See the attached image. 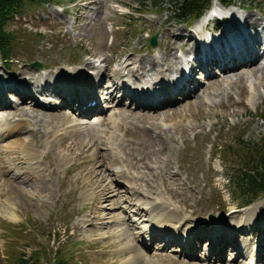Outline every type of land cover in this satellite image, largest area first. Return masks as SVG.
Instances as JSON below:
<instances>
[{
    "label": "rangeland",
    "instance_id": "374dc122",
    "mask_svg": "<svg viewBox=\"0 0 264 264\" xmlns=\"http://www.w3.org/2000/svg\"><path fill=\"white\" fill-rule=\"evenodd\" d=\"M175 1L49 0L44 6H27L8 24L7 29L14 33L17 46L11 54L10 71L3 70L0 60V76L3 75L4 79L14 78L17 81H24L27 78L23 77L22 80L20 76L25 69H30L34 72L33 76L37 73L36 78H38V74L42 76L40 80L42 85L44 80L47 82L53 80L55 73L62 72L63 75L66 71L71 72L79 64L82 67L86 61L94 63L96 68H102L103 64H99V62L103 59H106L107 64H110V69L115 71L119 67L117 63H122L126 59L132 58L138 61L162 53L166 37L169 35V32L165 34L163 32L178 27L182 28L185 33L191 34L193 39L189 46L177 51L178 55L174 54L179 59V55L184 54L185 50L191 49L194 45L200 44L199 42H202L205 36L200 31L204 26L202 19L189 26L188 20L181 21L172 15L170 11L175 7ZM94 3L96 4L94 5ZM155 4L156 6H154ZM214 5L218 4L213 2L210 4V8H213ZM233 5L222 10V14L229 11L234 12L237 18H244L245 12H249L250 15L257 17L261 21L260 29H257H259L263 41L264 0H234ZM111 32H113V36ZM36 33H41L43 36L35 37ZM152 35L157 36L155 47L148 45V39ZM182 58L184 55L183 57L181 55ZM261 59L254 67L250 64L245 69L240 67L235 72L228 74V81L231 83L226 84L222 80L215 86L221 88L219 95L211 94L215 87L205 84L210 80H205L202 74L198 75V72L195 73L194 80L203 84L200 89L197 88L199 89L197 97H205V103L201 105L200 101H196V106H189L195 103V100L190 102L191 99L188 98L186 103H183L186 100L174 103L175 105L173 104L170 108L162 105V111L155 112L154 123L156 125L154 126L159 127L157 130L153 128L150 121L144 120L135 124L134 120L143 113L134 111L128 102H118L116 95L112 101L107 100L102 103L105 109L103 117L94 118L91 121L89 116L78 118L75 115L74 117L72 111H67L68 107L63 112L69 113L72 119L77 118L80 123L75 121L80 124L81 129L89 128L90 125L94 127V136H99L98 138L102 142L95 147L88 146L83 149L84 157L86 160L91 157L95 158L94 153L98 146L99 156L95 162H101V167L108 176L111 187L121 194L122 201L126 198L127 194L123 192L126 190L124 188L122 191L115 186L113 179H116L117 175L115 173L112 175L109 168H106L111 165L112 161L111 159L106 160V156L102 154L105 153L103 142L113 137L117 140L116 144L120 143L124 149L123 152L131 153L135 160H140L139 163L137 162L139 167L135 166L136 171L150 172L152 169H145L144 166L150 160L153 162L155 156L163 153L154 151L149 144V148L147 147L143 152V142L154 138V132H158L160 129L165 133H172L175 138L173 144L168 142L169 146L171 145V151L157 163H164L159 166L163 170L164 167L167 169L169 164L172 174L176 171L179 174L180 182L185 185L183 192L173 191L171 192L173 196L165 193L166 196H171L172 206L178 210L179 217L187 216V219L194 222L208 219V217H218L223 213H234V211L239 215L257 204L259 206L256 211L251 209L252 219L254 224H261V222L264 223V197L250 206L243 207L245 201L233 192L229 179H227L242 165L243 160L240 157L244 154L243 148L250 149L249 152L262 151L263 149L264 121L260 117L264 115V75L262 78L258 74L256 80L249 78V75L257 69L264 74V69H260L264 66V55ZM178 62H182V60L179 59ZM35 63H39L42 68L34 67ZM144 67L145 71L150 68L147 64ZM21 69L22 72H20ZM87 73L90 75L93 71ZM169 74L167 72L165 75ZM243 74L246 76L245 79L234 84L236 76ZM49 76L50 78H48ZM127 78L135 80L129 75ZM136 79L145 80L139 75ZM150 79L147 78V81ZM210 79H220V75ZM28 83L31 85L29 81ZM107 83L108 81H105V85ZM240 90L247 91V93L240 95ZM251 94H254L253 99L249 98ZM27 102V100L23 101V104H27ZM29 104V106H19H23L21 107L23 112L27 111L38 119L57 113L56 110L44 111L34 108L33 103ZM175 107H180L181 111L184 110L182 113L184 116H179V118L175 115L173 120H170V117L165 115V111L170 109V113H173ZM137 108L139 107L137 106ZM11 114L19 116L17 112ZM101 119L104 121L101 124H96ZM109 119L113 120L109 122ZM174 123L186 130L185 141L180 138L179 134H173L175 128L172 124ZM82 125L84 126L82 127ZM29 130L32 128H25L18 135L1 139L0 159L6 158L7 161L8 155L6 156V154L9 149H6L5 146L17 139V144L12 145L16 146H13V150L20 156L33 153L32 155L35 154L34 157L38 158L39 153L48 145V151L45 149L46 156L41 155L38 161L34 160V162H38L45 174H49L55 168L57 170L56 173L51 174L49 182L46 183L49 190L43 192L39 197L30 193L31 199H27L14 188L15 185H19V181L15 182L13 177L19 171L14 168L7 169V164H4L7 170L5 173H3L4 169L0 168V203L5 199L12 201L15 204L17 216L16 220H11L0 207V264H19V260L24 257L36 260L38 264H56L54 263L56 259H62L67 264H122L123 260L125 262V259L134 252H139L142 255V259L137 264H144L141 261L146 257L156 264H207L205 261L199 260V255L202 254H199L195 259L184 260L183 255L178 257L169 251L144 252L142 249L140 250L133 244V237L130 234L139 235L144 224H137L135 229L129 227L127 222L119 224L123 215L119 210L113 209L117 203L103 202L101 204L103 210H99L103 217L102 220L100 222L92 221L93 206L92 201L89 200L91 192L84 184V178L78 176V171L74 169L75 166L72 169V166L79 161L78 156L83 150L69 151L68 159L61 162L56 152H52V149L49 148V143L54 136H42L38 130L36 132ZM33 139L35 142L32 141ZM18 140L20 141L18 142ZM166 141L163 146H168ZM25 147H27V151ZM115 148L120 151L118 145H115ZM230 148H232V154L226 152ZM106 150L111 157L112 151ZM37 158L35 159L37 160ZM164 158L170 160L166 162ZM119 163L122 164V162ZM88 166L90 165L86 164L85 168ZM21 167V173L25 172L26 163H22ZM159 167L157 171H160ZM126 168L134 172L129 167ZM165 174L166 172H164ZM117 181L125 183L124 179L117 178ZM22 188L34 192L32 187L22 186ZM87 197L88 201L85 200ZM117 207H119L118 204ZM224 221H231V218L227 215ZM228 223L230 222L225 224ZM92 224L95 225L90 231L88 229L92 227ZM126 235L127 238H124ZM247 240L249 241V237ZM126 243L133 244L135 246L133 247L138 250L122 251ZM225 254L223 257L233 256L230 251ZM245 259L246 257L239 262H232V264H244ZM257 264L261 263L257 262Z\"/></svg>",
    "mask_w": 264,
    "mask_h": 264
},
{
    "label": "bare ground",
    "instance_id": "6f19581e",
    "mask_svg": "<svg viewBox=\"0 0 264 264\" xmlns=\"http://www.w3.org/2000/svg\"><path fill=\"white\" fill-rule=\"evenodd\" d=\"M95 4L96 3H94V5ZM225 15L229 17L228 21L224 18L223 22L225 23V25H223L222 22H219V27L212 26V30L216 33L212 35V42L210 44L206 42V45H204V43L203 46H201L200 44L194 45V47H192L191 49L185 50L184 54H181L182 57L184 55L185 58L187 55L192 54V52L193 54L195 53V61L191 69V74L188 77L183 78L182 81L168 86L166 85L167 83H165V80H167V77L169 76L165 74L168 72L170 73V75H173L174 72H177L179 59H184H181V55L178 56V59L174 54L178 50H181V48L189 46L193 40L191 34L185 33L182 28L178 27L176 29L171 28L169 31L166 30L163 32V34L169 32V35L166 37V43H164L163 52L157 56L148 57L142 60L139 59L138 61H135L132 58L126 59L122 63H117V66L119 67L118 70L115 71L112 68L110 69V64H107L106 59L100 61V64H103L102 68L94 67V63H92L91 61L84 62L82 68H85L86 70L91 69L89 71H93L94 77L98 79V81L96 82H94L93 78L90 77L91 75L88 74L86 77L83 75H78L75 70L71 71L70 75H62V72L55 73V79L51 82L56 85L53 86L51 83H49V81L47 82L44 80L42 88L43 90H50V88H52V92L56 94V97H59L60 101H58L57 103H60V105L55 108H49V110H56L57 113L51 114V116L49 117L38 119L37 117L32 116L31 113H27V111L23 112V108L12 106V111L19 114L18 117H14L11 115V113H9L11 111L6 112L3 110L7 109L1 108L0 140L11 135H17L21 133L25 128L31 127L32 130H34L33 132H36L38 130L42 134V136H54L52 141L49 143V148L52 149V152H56V155L59 157L61 162H65V160L68 159L69 151L74 152L75 150H83L88 146H90V148L95 147L102 141L100 138H98L99 136H94V127L81 129L79 127L80 124H77L75 119H72L69 113H64L61 109V111L59 112L60 107H73L76 111H79L78 115H82V107L86 106L87 102L90 99H93L96 95H99L100 93L102 94V91L106 92V101H112L115 98L116 92H123L122 98H126V101L129 100L133 103V105H137L139 108L146 109V111H153L156 108L153 107L154 103H156V106L166 105L167 107H171L174 104L173 98L175 95H179L182 97L186 96L184 99L186 101H184L183 103H186L188 98L191 99L190 102L192 100H195V103H192L189 106H196V101H200L201 105H203L205 103V97H197V94L194 93V91L199 87L196 83L193 82L194 75L192 76V74L194 72L200 69H205L207 71H210L212 68L221 69V72L219 73L220 79H210V82H208L207 84L209 86L215 87L220 84L222 80H224L226 84H229L231 82L228 81V74L235 72L240 67H243L245 69L247 65H253L258 55L257 50H259L260 47L264 46V40L262 41V37L260 36L261 34L259 33L261 21L257 17L250 15L249 12H245L244 18H237L234 12L229 11ZM227 27L228 31H232L234 34H236L237 32L239 34V37H232L233 35H229L228 31H225V33L222 34V37H219L218 32L220 31L221 34ZM213 31L210 30L207 32L212 33ZM197 47H199V49ZM205 53L207 55L206 58H209L206 62ZM197 56L199 58H197ZM145 64L150 67L147 69V71H145ZM254 66L255 65H253V67ZM172 69L174 70L172 71ZM20 72H22V69ZM124 73H126V75H131L132 77H137V75H139L140 77L145 79L144 82L147 78H151L154 79V82H152L151 84L145 82L142 85L133 83L134 87L141 89L140 91H138L140 93L139 95L133 92L136 91L135 89H131L127 85V83L121 81V79H123V76L125 75ZM33 74L34 72L32 70L25 69L23 74H21L22 76H20L22 77V80L23 77L27 78L24 79L23 82L21 80L17 81L16 79H7L9 83H0V100L6 102L5 92L10 91L11 93V90H14V92L16 91L18 93L17 95H21L23 99L26 97L30 98V94H32L34 88H41V85L39 84L40 81H38V79L42 78V76L38 74V78H36L37 73H35L34 79ZM258 74L263 78L264 74L257 69L249 75L250 80H256ZM236 77L237 78L233 82L234 84L240 83L245 79L246 76L245 74H243ZM48 78H50V76ZM28 81L31 83V85H33L32 88H30L31 85L28 83ZM105 81H108L107 85H105ZM57 85H60V87H58ZM189 85H191L193 89L188 88L187 86ZM144 87L150 88V90L143 89ZM220 89L221 88L219 87H215L214 92H212L211 94L219 95L221 93ZM240 91V95H245V93H247V91ZM10 93L8 94L10 95ZM253 97L254 94H251L249 98L253 99ZM94 109H97V106H95ZM169 110L165 111V115H167V117H170V120H173V117L175 115H177L176 117L184 116V114H182L184 110L181 111L180 107H175V111L173 113H170ZM155 112L156 111H154V114L150 115L140 114V116L134 120L135 124L146 120L147 122L150 121L152 126L156 125L154 123V121L156 120ZM83 113V115L87 114V112ZM112 120L113 119H109V122H111ZM103 121L104 120H101L99 124H101ZM172 125L173 128H175L173 134H179L180 138L185 141L186 130L184 128L178 127L176 123ZM119 127L120 125L118 126V128ZM153 128L157 130V128L159 127L154 126ZM168 133L169 132L165 133L164 130L159 129L158 132H154V138L147 139L145 140V142H143V152H145V149L147 147L149 148L150 145V147H153L154 151L156 150V152L158 153H160L161 151L163 153L162 155H157V153V156H155V160H152L153 162H151V160H148L149 162L147 161L148 164H146L144 168H151L152 171L147 172L146 175L135 172L133 174L129 173L128 175H126L123 170L124 164L130 168H135V166L139 167L137 162L139 163L140 160H135L134 156L131 153L125 154V152H123L121 149L120 152H122L124 156L120 159H117V157L115 158L116 155L114 150L117 151V148L114 149L113 146H120V143L114 145V143L111 142V147H108L109 144L104 145L105 147L107 146L106 149L112 151L111 158L114 157V160H116L115 163L110 166V170L111 167H113L114 169L118 168L117 175H119V177H125L129 179L127 183L125 182L127 186V188H125L126 191H123L120 184L115 183L113 180L115 186L125 192L127 194V197L132 198L134 196H140L142 199L151 200L150 202L148 201L149 204L152 205V209L150 210H146V207L143 208L138 203L134 204V207L137 208L138 214H141L143 212L150 214L149 221L152 222L151 227L159 226L163 227L162 229L164 230L167 229L166 227H170L175 233L177 227H191L190 236L193 232V245L191 251L187 254L188 258L195 259V249H197L200 241L205 238L211 242V245L209 244V248L206 245V242L204 243V245H202L205 246V252L208 248L205 257L203 256L205 263L232 264V262H236L238 260L240 255H243L242 251L240 252L238 249V236H252L253 239L251 240L250 245H254V240L257 238V243L260 246L258 250L251 251V254L249 256H254L256 260L264 263V223L261 222V224H254L252 219L253 214L251 212V209L253 211H256L257 206L259 205L256 204L239 215L236 211L229 214L223 213L227 214L231 218V221L226 222H230V224L234 225V228H230L229 226L225 225L226 222L224 220L227 215H224L223 217L219 216V218L208 217V219H200L199 223H189L190 219H187V216L179 217L178 210L176 208L172 209L171 207H169L172 206L171 196H173V194L171 192L177 190L183 192L185 185L183 184V182H180L181 180L179 174L176 173V171L172 174L169 164L168 168L166 169L164 167L163 170V168H160L159 166L160 164L163 165L164 163H157V161L159 162V160L163 156L166 157V154L171 151V145L169 146L168 142H170L171 144L174 143V135H172V133ZM19 141L20 140H18V142ZM32 141L35 142L34 139ZM116 141L117 140H115V142ZM165 141L167 142L168 146H163L165 144ZM12 144H17V139L16 141L10 142L5 146L6 149H9V151L6 154V156L8 155L7 161L6 158L2 159V168H5L6 166L4 164H7V169L14 168V170L19 171V173L14 174L13 180L15 182L19 181L20 186L15 185L14 188L20 195L27 199H31L30 193H34V196L39 197L43 194V192L49 190L46 183L49 182L51 174L56 173L55 171L57 170V168L52 170V172H50L49 174L43 173L44 171L42 167H39L38 162H35V164L33 163L35 158H37L34 157L35 154L34 156L32 155L33 153L20 156L19 153L13 150L14 145ZM47 146L48 145H46V147ZM135 147L138 148V146ZM25 148V150L27 151V147ZM38 148H40V146ZM163 149L167 150L163 151ZM97 151L98 146L96 147V153H94L95 158L91 157L90 159L88 158V160H86L83 150V152H81V155L78 156L79 161L72 166V169L75 166L74 169L78 171V176H80V178H84V184L91 192L89 200L92 201L93 206L91 212L92 221L100 222L103 218L100 214V211L103 210V206H101L103 202H111V204L117 203L120 206V204L124 201L128 206L132 207L133 204L130 203L127 197L122 201L121 194L119 192H116V190H113V187H111V183L108 181V176L101 167V162H95V159H97L99 156V153H97ZM108 156L110 157V155ZM164 159H166V162L170 160L169 158ZM120 161H122L123 167H119ZM22 163H26V171L23 173H21ZM86 164H89L90 166H88V168H85ZM158 167L160 171H157ZM100 169L104 171V175L103 171ZM164 172H166L165 175ZM132 181H135L136 183L132 184ZM22 186L32 187L34 190L32 188L31 189L34 192L26 191L24 189L25 187L22 188ZM165 193L166 195L170 194L171 196H166ZM85 200L88 201V197ZM117 204L113 209H119V207H117ZM14 206L15 204L8 199H5L0 203V207L2 208L4 213L10 217L11 220H16L17 218L15 213L16 207ZM163 207L164 211L162 213ZM153 212L157 213L156 217L151 216ZM145 217L146 215H141L140 220L144 221ZM122 222H125V220H122ZM122 222L120 221L119 224H122ZM94 225L92 224V227L88 230L91 231ZM193 228H195L194 231ZM137 237L139 236L136 235L134 239ZM124 238H127V235L124 236ZM133 246V244L126 243V246L122 248V251H137L138 249L134 248L135 246ZM228 250H235L236 256L234 258L223 257L224 253H228ZM130 255L125 259V262L123 260L122 264H137L142 259V255L139 252L132 256ZM141 262H145V264H156L150 258L143 259Z\"/></svg>",
    "mask_w": 264,
    "mask_h": 264
},
{
    "label": "trees",
    "instance_id": "16d2710c",
    "mask_svg": "<svg viewBox=\"0 0 264 264\" xmlns=\"http://www.w3.org/2000/svg\"><path fill=\"white\" fill-rule=\"evenodd\" d=\"M218 1L224 4L233 3L232 0ZM45 3L47 0H0V60L4 68H8L12 62L11 54L17 46L14 33L7 29L9 22L13 17L20 15L25 7H39ZM210 3L211 0H176L175 7L170 12L179 20L192 23L201 17ZM39 36L42 35L35 34V37ZM260 118L264 121V115ZM243 151L244 154L240 157L243 160L242 165L227 179L233 192L243 199L247 206L264 197V145L262 151L249 152L248 148H243ZM226 152L232 154V148ZM54 263L67 264L62 259H56ZM19 264H38V261L24 257L19 260Z\"/></svg>",
    "mask_w": 264,
    "mask_h": 264
},
{
    "label": "water",
    "instance_id": "95a60500",
    "mask_svg": "<svg viewBox=\"0 0 264 264\" xmlns=\"http://www.w3.org/2000/svg\"><path fill=\"white\" fill-rule=\"evenodd\" d=\"M150 45L153 46V47L156 45V36H154V37H152V38L150 39ZM34 66H35L36 68H40V67H41L40 64H34Z\"/></svg>",
    "mask_w": 264,
    "mask_h": 264
}]
</instances>
